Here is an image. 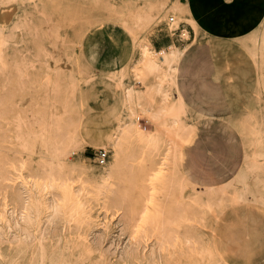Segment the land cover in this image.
Returning <instances> with one entry per match:
<instances>
[{
	"label": "rangeland",
	"instance_id": "374dc122",
	"mask_svg": "<svg viewBox=\"0 0 264 264\" xmlns=\"http://www.w3.org/2000/svg\"><path fill=\"white\" fill-rule=\"evenodd\" d=\"M143 1L0 0V203L5 191L21 193L43 215L53 147L69 136L68 148L75 149L65 159L100 172L96 153L109 152L108 166L113 152L91 145L93 137L122 134L131 121L157 134L125 92L145 88L136 75L138 41L156 51L190 44L174 77L164 80L196 116L177 138L178 166L198 184L195 192L237 176L233 186L202 203L182 184L165 214L168 155L162 161L156 146L166 136L157 134L159 142L145 150L129 137L124 173L107 197L100 191L82 203L65 185L56 187L66 214L76 211L65 241L86 264H264V0H193L199 36L184 20L172 32V11L140 31L132 16ZM163 225L169 238L161 246ZM22 246L5 242L3 248L18 264H39L40 254L24 258ZM55 249L47 248V256Z\"/></svg>",
	"mask_w": 264,
	"mask_h": 264
},
{
	"label": "bare ground",
	"instance_id": "6f19581e",
	"mask_svg": "<svg viewBox=\"0 0 264 264\" xmlns=\"http://www.w3.org/2000/svg\"><path fill=\"white\" fill-rule=\"evenodd\" d=\"M196 7L193 0H144L143 6H139L134 10L132 24L140 31H143L156 22L165 21L168 17V13L172 11L177 16V22L170 24L172 32L175 28L179 27V23L184 20L195 27L197 35L199 36L202 34V30L197 26L198 19L196 14L199 13V11H197ZM13 8L14 7H12V9ZM5 16L8 18L10 14H6ZM182 33L183 35H187L188 31L183 29ZM138 46L141 49L137 60L139 71H137L136 75L140 81L144 83L145 88L136 91L133 88L126 87L125 92L127 96H129V101H134L135 104L140 106V109L149 116V119L153 121L154 124H156L159 130L157 131L158 136L165 135V139L158 143L159 140H157L158 136L156 133L151 135L141 130L134 121H131L129 125L125 126L124 130L121 132L122 134L115 131L93 137L91 139V145H104L103 147L109 145L113 152V160L108 166H106L108 161L104 165H100L104 167L100 172L93 171L89 166L79 161H67L65 159L66 154L75 149L74 146V148H68V145L74 142L73 137L69 136L66 144L62 142L55 143L53 147V158L50 161V167L47 169L48 183L45 186L48 187V190L42 196L41 200L44 204L45 211L43 215L38 212V209H36V212L33 211V207L28 199L29 196L27 197L26 195L23 196L21 193H17L12 197L9 191H5L3 194V201L0 203V264L19 263L18 258L8 253L7 250L3 248L5 242L8 244L22 243V247L25 250L21 255L24 258L40 254L41 261L39 264H45L47 257L50 258L51 264H86L84 256L81 254L78 257L74 253L71 245L65 241V233L71 231L72 227L70 226V222L71 218L75 216L76 211L68 215L66 214L63 209L65 197L62 196L61 191L56 189V187L65 185L70 196H77L78 200H81L82 203H85L89 198L95 197L96 193L98 194L100 191L107 197L108 189L112 184L118 182L120 178H122L121 175L124 173L123 166L126 157L124 140L129 137L135 139L142 150L147 149L152 144L156 145L158 143V146H156L157 155L162 157V161L165 157L162 155H168L165 157L167 161L164 160L162 162L164 165L163 167L169 172V174H165L166 178L164 182L167 187L165 189L166 193L164 194L165 198L163 199L165 214L170 213L173 202L179 197L180 192L182 193V184L184 186L190 184L193 200L202 203L213 202L215 199L217 200L222 194L229 190L230 186H233V180L237 176L221 186H207L204 192H195L193 186L197 183L191 182L185 174H183L175 157V145L181 130L185 128L187 120L193 119L196 116L191 114V108L182 98L181 94L179 96H174L170 92L164 80L166 77L169 79L174 77V71L178 68L177 62L180 57L184 55L190 44L184 48L171 44L168 46V49L156 51L149 43H141V40H139ZM155 54H160L161 57L158 58ZM241 87L243 88V86ZM245 90L246 88L244 91ZM149 96L153 97L152 101L148 99ZM147 99L148 101H143ZM197 115V118H200L203 117L204 114L198 113ZM230 123L234 126L237 125L232 121H230ZM164 131H166V133H163ZM250 136L252 137V135ZM168 150L170 154H168V152L166 153ZM246 157H248V153H246ZM64 174L67 175L63 176ZM131 179V175L127 177V180ZM158 208L159 207L156 209ZM9 209L12 210L9 211ZM159 231L162 234L160 242L162 246L169 238V231L164 225ZM87 244L88 242L84 239L82 246L83 250L86 246L88 247ZM50 247L51 249H56L49 257L47 256V248ZM134 251L135 250H133V252ZM26 254L28 256H26ZM135 255H138V253Z\"/></svg>",
	"mask_w": 264,
	"mask_h": 264
},
{
	"label": "built area",
	"instance_id": "2783aa9c",
	"mask_svg": "<svg viewBox=\"0 0 264 264\" xmlns=\"http://www.w3.org/2000/svg\"><path fill=\"white\" fill-rule=\"evenodd\" d=\"M170 20H174V17L172 16L170 18ZM109 159V152L105 149H100L97 153H96V161L99 165H104L107 160Z\"/></svg>",
	"mask_w": 264,
	"mask_h": 264
},
{
	"label": "crops",
	"instance_id": "0c3cea01",
	"mask_svg": "<svg viewBox=\"0 0 264 264\" xmlns=\"http://www.w3.org/2000/svg\"><path fill=\"white\" fill-rule=\"evenodd\" d=\"M182 98L184 99L183 95H181ZM185 100V99H184ZM186 101V100H185ZM180 135V134H179ZM175 157H176V145H175ZM176 160H177V157H176ZM178 163V162H177ZM186 176V175H185Z\"/></svg>",
	"mask_w": 264,
	"mask_h": 264
}]
</instances>
